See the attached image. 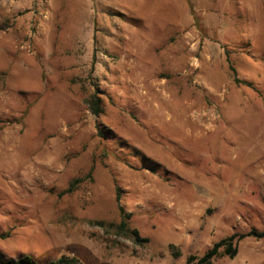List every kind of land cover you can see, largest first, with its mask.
<instances>
[{"label": "rangeland", "instance_id": "rangeland-1", "mask_svg": "<svg viewBox=\"0 0 264 264\" xmlns=\"http://www.w3.org/2000/svg\"><path fill=\"white\" fill-rule=\"evenodd\" d=\"M252 230L264 0H0V255L187 264ZM237 246L213 264H264Z\"/></svg>", "mask_w": 264, "mask_h": 264}, {"label": "trees", "instance_id": "trees-1", "mask_svg": "<svg viewBox=\"0 0 264 264\" xmlns=\"http://www.w3.org/2000/svg\"><path fill=\"white\" fill-rule=\"evenodd\" d=\"M230 70L234 75V80L236 82H242L247 85H251L250 83L243 82L239 80L237 77L236 69L230 65ZM100 98L98 96H94L91 101V107L94 115L99 116L102 114V109L100 105ZM98 134L100 137H104L105 133L101 128V124H97ZM120 201V194H117V202ZM119 211L121 215V222L118 225V229L120 232H125L129 230V220L132 217L131 213H127L123 206L119 205ZM132 234L136 239V242H141L139 238V232L137 230H132ZM246 237H256V238H264V231L259 232L257 230H252L243 234H234L229 237H226L217 243H215L204 255L201 257L190 255L186 262L187 264H213V261L216 257L223 254L229 256L231 258L235 257L238 253V242ZM175 256L179 255V252L174 253ZM0 264H34L33 261L29 257H21L16 260L6 259L4 256L0 255ZM50 264H82L77 258L69 255H62L60 258L56 260H52Z\"/></svg>", "mask_w": 264, "mask_h": 264}]
</instances>
